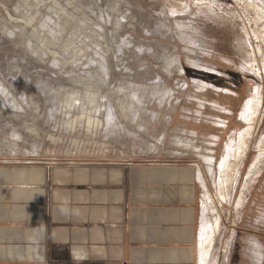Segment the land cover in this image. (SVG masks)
Masks as SVG:
<instances>
[{"label": "rangeland", "instance_id": "rangeland-1", "mask_svg": "<svg viewBox=\"0 0 264 264\" xmlns=\"http://www.w3.org/2000/svg\"><path fill=\"white\" fill-rule=\"evenodd\" d=\"M39 162L197 168L208 263L264 264V0H0V165Z\"/></svg>", "mask_w": 264, "mask_h": 264}, {"label": "crops", "instance_id": "crops-1", "mask_svg": "<svg viewBox=\"0 0 264 264\" xmlns=\"http://www.w3.org/2000/svg\"><path fill=\"white\" fill-rule=\"evenodd\" d=\"M202 198L192 167L3 164L0 264H201Z\"/></svg>", "mask_w": 264, "mask_h": 264}, {"label": "bare ground", "instance_id": "bare-ground-1", "mask_svg": "<svg viewBox=\"0 0 264 264\" xmlns=\"http://www.w3.org/2000/svg\"><path fill=\"white\" fill-rule=\"evenodd\" d=\"M255 109H256L255 101L249 100L243 109L242 116L245 117L246 119L249 118V116L252 115L254 113V111H256ZM243 135H244V132H243ZM238 139H239V143L237 142V138L234 137V138H231L230 141L226 144L224 158H223V160H221L222 162H220V165H219L222 170L227 169L234 159L240 157L243 154L242 152H244V150L246 148L245 143H244L245 138H244V136L241 135V133H239ZM207 161L210 164L213 163L212 162L213 159H207ZM210 166H212V165H210ZM208 202H210L209 199H207V201L204 203L207 211H209L208 210V207H209ZM217 226H219L218 222L216 223L215 227L212 226L210 224V222H208V221L205 223V225L203 223L202 230H201V239H202V251H201V256H200L201 264H207L208 263V260L210 257V250L212 248V244L214 242V236L216 233L215 228Z\"/></svg>", "mask_w": 264, "mask_h": 264}]
</instances>
